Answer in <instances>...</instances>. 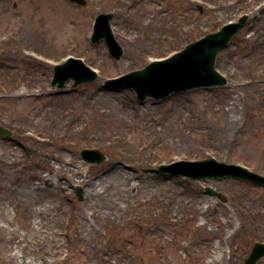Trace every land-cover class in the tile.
Here are the masks:
<instances>
[{
	"label": "rangeland",
	"instance_id": "rangeland-1",
	"mask_svg": "<svg viewBox=\"0 0 264 264\" xmlns=\"http://www.w3.org/2000/svg\"><path fill=\"white\" fill-rule=\"evenodd\" d=\"M86 2L0 0V124L12 133L0 135V225L17 237L12 242L1 232L0 264H105L103 257L114 264H206L220 240L228 250L224 264H246L255 244L264 243V186L235 177L198 180L160 167L214 158L264 175V54H244L251 50L244 43L251 29L264 27L259 10L264 0ZM101 13L114 14L113 32L124 49L120 60L111 57L104 40L91 41ZM244 15L246 25L218 53L216 68L225 85L141 101L130 87L106 84L167 59ZM146 25L158 34L142 36ZM69 56L83 59L99 77L52 86L55 65ZM115 93L131 96L142 123L157 135L172 134L169 143L180 145L173 155L145 148L156 176L139 177L141 191L130 203H124L123 185L105 167L120 158L119 149L135 155L149 143L145 127L124 129V144L118 146L110 135L114 114H93L90 122L91 112L107 105L100 95ZM233 102V114L226 115ZM30 133L59 139L42 155L41 147L27 143ZM84 149H96L105 159L89 162ZM49 154L60 155L62 168ZM48 163L56 169L48 170ZM39 174L48 179L41 183ZM52 181L48 189L35 188ZM132 183H139L138 177ZM208 187L221 196L208 193ZM198 197L215 205L205 227L194 217ZM113 207L123 209L121 217L110 213ZM224 220L230 222L223 230ZM185 244H191L189 253ZM257 264H264V256Z\"/></svg>",
	"mask_w": 264,
	"mask_h": 264
},
{
	"label": "water",
	"instance_id": "water-1",
	"mask_svg": "<svg viewBox=\"0 0 264 264\" xmlns=\"http://www.w3.org/2000/svg\"><path fill=\"white\" fill-rule=\"evenodd\" d=\"M85 5V0H71ZM112 13H101L96 17L92 43L105 40L111 57L120 60L124 54L112 29ZM249 17L244 15L237 22H230L217 32L210 33L201 40L189 44L184 50L172 57L154 61L144 69L132 71L121 77L109 79L106 84L118 87L133 88L137 97L145 101L149 96L166 98L174 92L223 86L227 79L216 69V60L220 50L226 48L233 37L246 25ZM99 77L97 71L88 66L82 59L69 57L64 63L55 66L52 86L63 88L70 80L75 86L93 82ZM0 134L10 137L11 131L0 124ZM82 156L89 162L99 163L105 156L96 149H84ZM160 170L165 173L188 176L193 179H224L237 177L264 186V175L254 173L248 168L220 162L214 158L200 161H178L170 165H162ZM207 192L221 196L211 187ZM264 256V243H256L246 264H257Z\"/></svg>",
	"mask_w": 264,
	"mask_h": 264
},
{
	"label": "bare ground",
	"instance_id": "bare-ground-1",
	"mask_svg": "<svg viewBox=\"0 0 264 264\" xmlns=\"http://www.w3.org/2000/svg\"><path fill=\"white\" fill-rule=\"evenodd\" d=\"M260 9L264 10V3H262L259 10ZM154 29L155 28L152 25L143 26L142 29L140 30V34H142V36L144 37L158 34V31ZM244 43H246L247 46L251 45V50L249 51L245 50L244 54H248L251 51V56H254V57L262 56L264 54V27L251 29V34L247 38L244 39ZM34 59L38 60L37 57H35ZM250 84L251 86L255 84L254 72H251V81L249 85ZM100 96L103 98H106L107 105L98 107L93 112H91L90 122L92 121L93 114L94 115H100V114L107 115L108 113H111V114H114L115 120L112 123H110L111 126L113 127L112 130H110V135L113 137V141H116V145L123 146L124 140L122 137L125 132L124 129H134L142 125L145 127V131L147 133L143 137H145L146 139L150 141L149 143H146L143 148L141 147L139 148V152L141 154L138 152L135 155H130V154H127L123 150V148L121 150L119 149L117 151V155L120 158H118V160L108 161L105 167L106 172H110L114 174L117 177V179L121 182V184L123 185V192L126 196L124 203L126 202L130 203V200L131 199L135 200L137 195H139L141 191V188H142L141 186L143 182L139 177H143L144 179V178H152L153 175L156 176V174L153 171V166L146 161L145 148L147 149L151 146L159 147V148L164 149L167 155H173L177 152L180 145L171 144V141L169 143L168 138L172 139V134L164 135V136L157 135V133L151 129L152 128L151 125H149L148 123H142V119L139 117V115L136 112V109L138 108V106L134 103L133 98H131V96L127 94H120V93L105 94V95L103 94ZM151 105L153 104L149 103L148 105H146V107H149ZM235 105H237L236 102H233V104L231 105L228 104L229 107L226 109L225 114L226 115L228 113L233 114L232 109L234 108ZM219 109H221L222 111L223 107L221 106L219 107ZM70 115H71L70 112H65L66 117ZM226 115H224V118ZM235 116L236 115H233V117ZM195 119H197L196 127L199 129H202L203 127L200 121V117H196ZM46 130L49 131L48 129ZM209 133L210 132H207V134ZM26 137H27L28 144L33 142L35 145H38V147H41L40 151L42 152V155H44L46 151H50L49 150L50 146L53 144L52 141L59 139V136L55 134H51V133L45 134V136L43 135L42 139L38 138V135L34 133L26 134ZM50 156L53 157L56 160V162L61 164L59 168H62L63 164L61 162L62 158L60 157V155L52 156V154H49L48 157ZM52 169H56V166L48 163V170H52ZM39 176L40 174L38 175V178L41 179V183H44L48 179L44 175L40 177ZM136 177H138L139 183H132V180ZM176 182H180V180H176ZM52 184H54L53 181L50 182V184L48 185H44V186L38 185V186H35V188H37V190L48 189V186H52ZM88 185L92 187L94 190L95 184H93V182H89ZM184 190H187V189L184 188ZM189 191L191 192V189ZM204 201H205L204 198L199 199L198 197V202L193 205L195 209L194 217H198L200 219L202 227L206 226V224L209 221V213H211V210L215 208V205H213L212 201H209L207 203H205ZM122 210L123 209H119L118 207H113L112 209H110V213L119 217L120 215H122L121 213ZM257 214L260 215V213H257ZM116 220H117L116 218H112V223H115ZM229 222L230 220H227V221L224 220V224H219V227L224 230L225 229L224 226ZM250 223H251V219H250ZM241 227H243V225H241ZM5 232H8V237H6ZM0 234H2L3 237L8 238L12 242L17 241V237H15L12 233H10L8 229L4 227L3 225H0ZM124 247L125 246L122 244V249ZM190 247H191V244H185L182 248L184 252L189 253V251L191 250ZM227 252H228L227 248L223 247L222 240H220L219 242H217L214 255L210 257V259L208 260V262H206V264H224L226 262ZM102 262H104L105 264H114V263H111L108 257H103Z\"/></svg>",
	"mask_w": 264,
	"mask_h": 264
}]
</instances>
